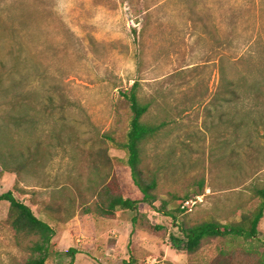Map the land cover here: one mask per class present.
Listing matches in <instances>:
<instances>
[{
    "label": "rangeland",
    "instance_id": "1",
    "mask_svg": "<svg viewBox=\"0 0 264 264\" xmlns=\"http://www.w3.org/2000/svg\"><path fill=\"white\" fill-rule=\"evenodd\" d=\"M134 81L149 102L142 119L161 125L145 144L149 163L160 167L158 199L138 205L145 220L136 229L133 210L106 219L75 207L67 222H50L54 250L72 248L73 256L53 255L46 264H227L221 252L240 248L248 264H260L264 247L255 241L210 239L188 255L171 247L168 234L209 218L237 222L257 203L264 0H0V194L18 180L36 193L14 196L49 222L36 202L68 206L72 182L86 184L90 152L105 147L124 159L103 134L123 139L130 111L121 94ZM35 148L20 177L2 170V162L24 161ZM184 195L194 203L190 212L180 209L184 200L161 207ZM7 208L0 202V264L27 256L5 223ZM257 228L263 240L264 213Z\"/></svg>",
    "mask_w": 264,
    "mask_h": 264
},
{
    "label": "trees",
    "instance_id": "2",
    "mask_svg": "<svg viewBox=\"0 0 264 264\" xmlns=\"http://www.w3.org/2000/svg\"><path fill=\"white\" fill-rule=\"evenodd\" d=\"M121 97L127 102L130 111L128 129L123 139L116 140L109 133L103 134V137L119 146L125 152L126 157L124 159L111 158L105 147L90 152L91 171L89 176L85 177L86 184L82 186L78 180L72 182L73 188L66 195L69 200L68 206L60 201L41 200L36 202L40 206V212L46 216L49 222L37 217L29 206L14 196V190L32 196V199L36 193L19 188L18 180L11 190L0 194V202L8 204L5 223L14 234L15 244L27 254L22 261L13 264H46V261L53 255L73 256L75 251L72 248L64 252L54 250L51 242L54 230L50 222L55 224L67 222L76 215L75 207L79 208V213L106 219H113L117 209L133 210L136 212L131 219L133 229H136L140 220H145V216L140 214L137 208L139 204H151L158 199L157 186L160 173L159 165L149 163L145 153V144L159 133L161 125L145 122L142 119L149 109V102L142 100L139 96L137 81H134L127 91L122 92ZM26 107L32 108L29 104ZM24 112L27 113V110ZM37 152L38 150L35 148L34 152L28 154L27 159L11 165L7 161L2 162V170L13 172L17 177H20L21 172L26 170L30 163L36 159L34 155ZM127 186L133 189L136 193L135 196L125 190ZM201 186L202 184L200 188ZM72 193L75 195L73 198L70 196ZM200 193L202 192L200 191ZM251 193V198L257 199V203L248 214H241L239 221L221 223L209 218L192 222L186 226L176 224L181 235L168 234L171 247L192 255L210 239H222L230 242L237 238L255 241L264 247V239L258 240L257 237V226L264 213V185L253 187ZM184 199H187V195L181 198L171 196L169 201L161 202V207L165 209L170 202ZM173 212L178 213V207L171 213ZM139 226L147 230L150 227L145 222ZM154 228L164 229L159 225ZM246 252L247 248L229 249V251H222L221 255L227 256V264H248L249 262L244 259ZM263 254L264 250L258 257L260 264L263 262ZM126 264L136 263L130 260Z\"/></svg>",
    "mask_w": 264,
    "mask_h": 264
},
{
    "label": "built area",
    "instance_id": "3",
    "mask_svg": "<svg viewBox=\"0 0 264 264\" xmlns=\"http://www.w3.org/2000/svg\"><path fill=\"white\" fill-rule=\"evenodd\" d=\"M200 197L201 196H196V199L200 201ZM193 204L194 203L191 200H184L180 205V209L185 213L190 212Z\"/></svg>",
    "mask_w": 264,
    "mask_h": 264
}]
</instances>
